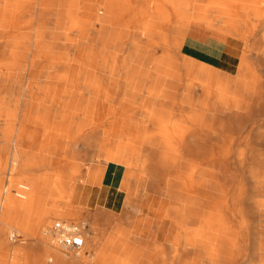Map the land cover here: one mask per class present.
Segmentation results:
<instances>
[{"label":"bare ground","instance_id":"1","mask_svg":"<svg viewBox=\"0 0 264 264\" xmlns=\"http://www.w3.org/2000/svg\"><path fill=\"white\" fill-rule=\"evenodd\" d=\"M45 4L0 0L5 43L0 48V188L6 172L14 166L21 169L20 188L3 185L0 210L24 211L33 199L30 189L39 186V177L25 173V149L20 147L29 138L27 107L43 108L52 128L70 132L75 126L53 118L61 113L58 105L82 109L89 100L86 95L92 94L98 109L116 115L96 111L92 117L98 126L113 130L129 123L144 130V157L138 165L127 163L162 181L159 192L175 203L166 216L188 225L192 219L199 222L188 227L183 249H201L202 243L189 240L205 238L211 241L202 250L212 264H219L222 251L242 258L250 250L253 264H264V126H251L264 114V0H107L94 22L75 19V2L67 4L66 17L58 20L48 16ZM119 5L122 8L114 9ZM110 25L121 27L113 38L107 34L113 31ZM158 49L160 58L155 57ZM134 85L138 94L131 93ZM124 91L128 102L123 101ZM148 91L151 98L159 95L167 101L162 110H123L139 99L138 106H152L155 100L144 101L142 96ZM114 134L120 138L128 132ZM89 136L85 134L86 140ZM53 144L48 143L49 154L41 164L57 162L51 158ZM75 146L81 164L70 168L83 165L85 175L93 162L96 172L101 165L118 162L102 151L92 155ZM61 151L71 152L65 147ZM150 153L154 161L147 157ZM84 209L71 199L63 206L37 208L34 218L28 216L31 224L37 216L32 226L27 215L23 219L17 213V221L12 213L14 230L33 240L14 239L13 246L6 238L12 223H4L0 264H47L51 256L56 264H69L72 255H84V244L89 247L94 241L90 222L84 228L88 235L80 231L84 244L79 254L51 245L53 220L65 221ZM119 231L128 234L126 228Z\"/></svg>","mask_w":264,"mask_h":264},{"label":"crops","instance_id":"2","mask_svg":"<svg viewBox=\"0 0 264 264\" xmlns=\"http://www.w3.org/2000/svg\"><path fill=\"white\" fill-rule=\"evenodd\" d=\"M42 1L46 3L45 6L47 7L46 11L48 16L55 20L65 18L67 4L75 2V19L89 22H94L98 18L101 5L107 2V0ZM118 2H123V0H118ZM53 8L55 9L53 10ZM117 8L122 7L120 5L118 7L114 6V9ZM119 28L121 29V27H118L117 30ZM111 29L113 31L107 34L112 35L114 32H116V34L119 32L114 30V28ZM16 34L20 35V32ZM183 52H187L186 43L183 46ZM161 56V49H158L155 57L160 58ZM40 95V98H45L42 94ZM151 95L152 94L146 92L142 93L145 99L144 101L148 99L151 101L157 100L156 103L154 101L152 105L154 110L156 109L157 111L159 108L162 110L164 108L162 104L167 101H164V98L159 95L153 98L150 97ZM86 97L89 98V100H95L92 94H87ZM56 98L58 99V96H56ZM159 102L160 105L157 106ZM141 108V106L136 107L139 111H141ZM36 110H42L44 112L43 108H36ZM57 110H60L63 115V108L60 109L59 105ZM25 127L31 135L30 139L28 138L24 141L25 143L23 142L25 146V156L30 155L35 157L34 160H31V166L28 167L25 172L26 174H38L39 172L43 174L45 171L43 167L34 163H39L46 157L48 153V147L45 146L46 139L50 134L44 133L45 129L42 128L43 126ZM102 130L107 133L100 135L99 141H101V144L94 145L93 151H90V153L98 154L102 151L104 155L110 159H115V162L118 161L117 163H120L125 161L126 163L124 167H122L110 161L104 166H100L101 170L96 172L97 164L93 162L90 170L91 172L85 176L86 180L74 187L72 198L74 205L84 207V210H88L90 214H96L101 211L105 212L102 215V219L98 217H96V219L94 218L96 224L100 227V233L96 235L93 232V243H100V245L94 250L85 252L84 255H87L91 260L88 264H212V262L206 258L202 250V247H206L211 240L193 238L189 240V243H202L203 246L201 249L190 245L183 249L184 244L188 242L185 240L188 227H197L199 222L196 219H192L188 225L166 216V213L171 211V207L175 203L168 196L159 192L158 188L162 185V181L156 176V178L154 176H146L138 170L137 166L134 167V165H129L127 163L130 162L138 165L140 162L139 160L144 157V143L141 138L144 130L138 127L128 126H119L113 128V130L103 128ZM117 131H127L128 134L126 137L121 136L117 138L116 134H114ZM134 131L138 132L134 133ZM63 136L58 133L55 140L52 138L54 141V152L51 154V158L58 163L61 161V148L63 149L64 143ZM96 140H98L97 135ZM147 157L151 161L155 159L154 153L148 154ZM26 160L29 163L27 157ZM59 169H64V167H54L52 176L55 177ZM36 194L40 196L44 195L42 199H45L50 193L42 188L39 189ZM48 203L49 201L41 204L45 206V204L47 205ZM38 207V203H30L24 207L25 209L23 208L24 211L21 209L20 212H15L16 210L19 211V209L15 207V209L8 210L3 207L4 211L0 210V224H2L0 229L5 226L4 223H12L16 216L17 221L20 216L25 219L26 216L23 215H27V218L33 215L34 218L38 212ZM139 207L144 211V215L140 217L135 212ZM0 209H2V204H0ZM6 211L9 212L7 213ZM12 213L16 214L15 217ZM17 213H21L22 215L20 214V216H18ZM9 215L12 216V220H10L11 217H9ZM8 217L10 219H8ZM6 218L9 221H7ZM33 218L31 216L29 220H25L26 222L29 221V225L32 226L36 223L34 220L37 216L31 224L30 219ZM117 218L119 219V225L116 222L118 221ZM143 218L148 219V221L143 223L141 220ZM91 219L93 218L91 217ZM17 221L15 222L16 224ZM13 223L9 224L8 227L12 228L11 225H13L14 228L15 223ZM120 227L126 228L128 234L120 233ZM11 239L10 237L9 240ZM243 258H251V250ZM218 259L219 264H228L226 260L230 259H236L237 262L235 264H242L241 257L235 255L231 257L225 251L220 252Z\"/></svg>","mask_w":264,"mask_h":264},{"label":"rangeland","instance_id":"3","mask_svg":"<svg viewBox=\"0 0 264 264\" xmlns=\"http://www.w3.org/2000/svg\"><path fill=\"white\" fill-rule=\"evenodd\" d=\"M111 26V25H110ZM114 28V30L116 31H121V29L119 28L117 30L116 27L111 26ZM18 34H14L12 36V38H16L18 37ZM110 36V38L113 35H108ZM42 38V37H41ZM113 38V37H112ZM44 39V37H43ZM4 40L3 37L0 35V48L4 46ZM102 46L108 48L111 52V47L109 44H103ZM14 47V45L10 46V49ZM42 61H45L46 58L41 59ZM9 62H14V59L9 60ZM151 67V64L148 65L146 68L149 69ZM38 94V91L36 92ZM131 93L132 94H138V90H137V86L134 85L133 89H131ZM146 93H150V91L146 92ZM124 95L123 97V101L128 102L127 96H128V91H124ZM33 100H35V98H32ZM40 99V98H39ZM144 99V98H143ZM37 100V99H36ZM43 100V99H40ZM145 100V99H144ZM89 101V102H88ZM86 102V106L82 109H74V108H70V109H63V115L62 113L59 115V118H57V116H53V118L57 121H61L64 119V121L66 122V126H75V128H73L72 130L69 131H64V133H61L60 131H58V129H54L52 128V125L47 123L46 119L48 116L44 115V112L42 110H36V108L34 107H27V111L26 114H28V126H43L42 128L45 129L44 133H48L50 134L47 139H46V144L45 146L48 147V143L49 144H53L54 141H52L53 139H56L57 134L59 133V135L63 136L64 138V143H63V148L65 147L66 149H69L71 152L67 153L65 155H61V161L58 163H54L51 165H46V164H41V162H35L34 164L42 166L43 169L45 170L44 173L42 174L41 172H39L38 174H32L30 173V176H36L39 177V186H37V189H30L31 191V195L33 197L32 200H30V203H38L39 207L38 208H42V207H48V206H52V205H59V206H63L64 203H66L67 199H71L73 198V191H74V187L77 186L80 182L83 183L86 178H85V167L83 165H81L80 169L78 170H74L71 169L74 165H80L81 164V156H79L78 154L73 152V145H76L75 148L76 150L80 151L81 150H86L87 152H92L93 151V146L94 145H98L101 144V141H99L100 135H103L104 133H107L106 131L102 130L104 127L102 126H98L97 120H94L92 115H94L93 113H95L96 111H105L104 113H101L102 115H109L108 117L112 116L111 114H108V111H106L105 109H98L97 106L94 105V100H88ZM38 102V101H37ZM140 102V99L137 100V102L134 101L135 104L130 105V107L128 105H126V108L124 107L123 110L124 111H136L138 109H136V107L138 106V103ZM36 103V102H35ZM39 103V102H38ZM43 103V102H40ZM141 105V110L143 111H150V110H154L152 108V106L150 105ZM151 112V111H150ZM116 116V115H115ZM115 116L113 118H115ZM111 117V119H113ZM89 120V121H88ZM51 122V121H49ZM125 123V122H124ZM131 126L129 123H125L123 125H119L118 126ZM264 126V114H260L259 117H256V119L252 122L251 126ZM55 126V125H53ZM146 126H153L151 124H146ZM86 130V131H85ZM151 130V127H149L148 132ZM138 131H134V133H137ZM29 133V139L31 137L30 132ZM88 135L90 134V137L88 140H86L87 138L85 137V134ZM96 135L98 140H96ZM50 142H49V141ZM21 148H25V146L20 145ZM84 149H82V148ZM49 154V152L47 153V155ZM92 155H96L94 153H91ZM28 159L29 163L27 162V160L25 159V163L27 167L31 166V160H34L35 157L32 156H24V158ZM64 169H59L56 173L57 175L52 176L53 175V168L54 167H60ZM102 166V165H101ZM71 167V168H70ZM18 168V169H17ZM16 169V170H15ZM21 173V169L19 170V167H15L14 169H12V171H8L6 172V174H10V175H4V179L2 180V187L3 185H9L12 184L13 188H20L21 186L18 184V177L20 176ZM26 173V172H25ZM64 174V175H63ZM63 175V176H62ZM6 176V177H5ZM52 176V177H51ZM8 178V180H7ZM11 179V180H10ZM4 181V182H3ZM67 183V184H66ZM69 186V187H68ZM2 187L0 188V192L3 191ZM67 187V188H66ZM44 189L49 191V195L47 197H45V199H42V197H44V195L40 196L38 194H36V192L39 191V189ZM46 200V201H45ZM49 203L45 206L42 205L41 203H45L48 202ZM29 203V204H30ZM143 209H141L139 207L138 210H136V214H138V216H143L144 215V211H142ZM105 212L101 211L99 213H92L90 214L89 211H85L83 214L80 215H72L70 217H66L65 221H71L74 222L75 224L77 223L80 226V231L82 232V234L88 235L85 232V229L87 227V225L89 224V222L92 224L93 226V232L94 234H98L100 233V227L96 224V221L94 219H91V215H94V217H98L102 219V215ZM88 214V215H86ZM146 217V216H145ZM118 219V218H117ZM56 219H54L53 221H55ZM143 221V223H145L146 221H148V219H141ZM119 223V219L118 221H116ZM52 226V225H51ZM82 227V228H81ZM102 229V228H101ZM12 234H9L11 233ZM15 231V232H14ZM14 233V235H13ZM9 234V235H8ZM21 234H25L22 233L21 231H17L16 229L14 230V228H11L10 230L8 229V232L6 233V238L9 239L11 235H13L11 240H8L13 246L15 244V242H12V240H16V239H21L23 241V243L25 242V240H28V236L25 235V237ZM27 237V238H26ZM30 240L33 239H29L28 242ZM18 241V240H17ZM18 242H20V240ZM21 241V242H22ZM100 245V243H93L92 245H90L89 247H87L84 244V248L83 250L85 251H90V250H94L96 248H98ZM13 246H11L12 250H13ZM59 249V248H58ZM100 249V248H99ZM10 250V255L12 256L11 253H13V251ZM91 260L87 257V255H80V256H74L72 255L70 258V263L69 264H88ZM241 263L242 264H253L252 258H243L241 259Z\"/></svg>","mask_w":264,"mask_h":264},{"label":"built area","instance_id":"4","mask_svg":"<svg viewBox=\"0 0 264 264\" xmlns=\"http://www.w3.org/2000/svg\"><path fill=\"white\" fill-rule=\"evenodd\" d=\"M53 237L51 245L67 253L79 254L83 248V237L80 233V226L74 222H65L56 219L53 224ZM13 236H11L12 238ZM47 264H56L54 259L48 258Z\"/></svg>","mask_w":264,"mask_h":264}]
</instances>
